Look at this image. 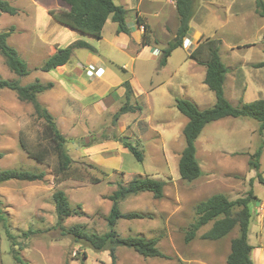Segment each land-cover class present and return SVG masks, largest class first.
<instances>
[{"label":"rangeland","instance_id":"374dc122","mask_svg":"<svg viewBox=\"0 0 264 264\" xmlns=\"http://www.w3.org/2000/svg\"><path fill=\"white\" fill-rule=\"evenodd\" d=\"M18 4V7L24 6L25 11L18 8L16 16L4 14L0 19V32L9 30L16 22L8 43L20 51L30 74L20 76L14 73L0 52V75L19 79L23 84L36 79L57 84L54 90L39 93L38 99L57 116V124L67 138L66 146L74 159L68 177L58 181L55 174L57 156L43 119L37 116L33 105L20 100L15 91L0 90V170L16 168L45 172L42 181L12 179L0 183V207L15 236L17 244L14 247L20 256L27 264H110V246L95 250L68 229L83 224L86 231L106 233L109 230L107 216L113 204L109 195L119 184L125 185L134 177L149 175L166 182L164 196L155 198L151 191H142L120 200L122 212H140L145 217L120 218L115 230L120 236L140 235L157 239V246L168 257H144L131 248L119 246L115 248L116 264H228L231 240L238 235V227L219 239L203 238L202 234L212 225L209 222L191 241L187 242L185 237L196 218L197 203L214 193H225L235 199L245 196L252 188L257 198L264 202V185L257 180L256 170L249 165L251 155L264 144V132L261 134L258 130L259 121L251 117L229 116L207 124L196 141V156L203 173L193 181H186L179 173V159L186 144L183 128L188 119L177 108L176 99H190L202 109L216 101L215 93L203 82L206 68L187 57L189 47L179 45L174 48L167 63L162 65L161 52L159 57V54L147 50L137 52V45L125 48L115 44L112 31L117 23L112 20L107 22L103 39L65 26L57 29L52 25L43 30V15L47 14L36 12L30 0ZM194 15L196 24L202 22L200 27L205 36L219 41L220 56L228 68L224 96L235 105L264 98V68L254 66L264 60V17L256 12V0H196ZM166 19L155 25L154 37L163 42L160 44L162 48L176 39L178 11L167 15ZM166 22L171 28L168 33L164 30ZM78 39L97 47L98 57L106 68L102 66L105 78L120 83L130 80L136 93L130 102L134 110L115 119L114 115L126 101L125 87L120 86L108 92L114 99L110 109L94 119V112H97L93 105L95 99L83 96L75 87L65 90V73L73 67H59L51 72L39 69L61 46L66 47ZM91 58L88 49L75 48L70 62L76 64L81 59L88 65ZM122 66L126 67V72L122 71ZM65 101L69 102L74 113L86 112L76 120L75 117H64L63 112L68 109ZM137 104L141 107L138 108ZM21 141L32 150H45V160L40 162L32 158L21 146ZM87 141H108V152L101 155L102 159L95 157L104 168L80 153L76 143ZM124 141L143 150L142 162L124 146ZM113 153L115 155H111ZM260 161L264 175V148ZM95 177L101 180L92 182ZM57 189L66 192L73 209H79L80 205L84 212L66 218L64 229L56 225L58 218L53 193ZM257 202L258 199H254L250 203L249 242L254 246L251 256L255 264H264V214L258 217ZM30 229L34 231L29 232ZM12 249L2 222L0 264H19Z\"/></svg>","mask_w":264,"mask_h":264},{"label":"trees","instance_id":"16d2710c","mask_svg":"<svg viewBox=\"0 0 264 264\" xmlns=\"http://www.w3.org/2000/svg\"><path fill=\"white\" fill-rule=\"evenodd\" d=\"M69 9H53L50 10L52 17L65 26L80 31L82 33L92 35L96 38L102 36L103 27L106 21L111 18L117 23V31L127 32L129 28L126 24L127 10L115 3L114 0H61ZM196 0H176V9L179 14V26L177 30L178 39L170 42L168 47L161 52L160 64L165 65L172 50L179 45H183L184 38L187 36L191 26L190 21L194 17ZM18 8L12 5L8 0H0V14L7 12L16 14ZM256 12L264 17V0H256ZM138 24L144 26L142 34L141 46L151 43V28L145 22L143 16L138 17ZM15 29L11 26L9 30L0 32V52L5 58V62L14 73L25 76L30 73L27 62L20 56L17 48L8 43V37ZM75 48H85L91 52H96V47L90 42L78 39L71 42L66 47L59 48L54 54L49 56L40 66L42 71H51L59 65L67 63ZM188 57L193 59L197 64L206 68L203 82L210 90L215 93L216 101L212 106L199 108L198 105L187 98L178 97L176 106L182 114L187 117V123L183 128L185 137V146L181 152L179 159V173L182 179L193 181L200 177L203 173L201 164L196 156V141L202 133L205 126L211 122L217 121L225 117H251L259 121V132H264V98H258L251 102H240L233 104L224 96V83L228 74V68L222 61L220 56V46L218 39L200 38L198 43L192 47ZM257 68H264V60L254 64ZM122 71H126L122 67ZM53 82L43 83L39 79L33 82L22 84L19 79H9L0 75V89L8 88L17 94L22 101L30 102L39 118H42L51 139L53 140V150L57 156V164L55 166V174L58 181H62L68 177L70 168L74 162L67 148V138L61 132L55 115L43 105L38 94L53 87ZM125 87L126 101L120 110L114 115L115 119L130 110H134L131 102L133 98V87L129 79L123 82ZM140 108L141 105L137 104ZM140 162L143 161V150L139 149L129 141L123 142ZM21 146L34 159L42 162L45 160L44 151L32 150L25 146L21 141ZM264 144L262 143L258 149L249 158V165L256 170L257 180L264 185V175L261 172V156ZM44 171L19 170L16 168L0 170V183L16 179L21 181H38L44 180ZM100 178H92V182H99ZM253 184V182H250ZM166 182L162 179H156L149 175H140L131 179L127 184H119L118 188L109 195L113 204L107 221L109 230L100 234L98 232H89L84 230L83 224H75L68 229L77 239H83L95 250L105 249L110 246V255L112 261L110 264H116L117 256L115 248L125 246L133 249L144 257H165L168 256L157 246V239H147L140 235L120 236L115 230V225L120 218H143L145 214L140 212L124 213L120 210L119 201L124 200L131 194H137L142 191H151L155 198L164 196V187ZM57 212V226L65 228L63 222L72 215H82L84 212L79 209H73L70 205L66 192L57 189L53 193ZM259 198L254 194L253 189H249L247 194L242 197L230 199L225 193H214L208 198L201 200L196 206V218L189 225L185 240L191 241L198 233V230L204 225L212 222L211 227L202 234L203 238L219 239L228 234L233 228L238 227V235L231 240V249L227 256L228 264H254L251 253L254 246L249 242V229L252 218V210L250 203ZM5 226L7 237L12 244V252L14 259L19 264H27L15 249L17 244L15 236L9 230L6 223L4 210L0 207V223ZM34 230L30 229L29 232ZM64 233V232H63Z\"/></svg>","mask_w":264,"mask_h":264},{"label":"crops","instance_id":"0c3cea01","mask_svg":"<svg viewBox=\"0 0 264 264\" xmlns=\"http://www.w3.org/2000/svg\"><path fill=\"white\" fill-rule=\"evenodd\" d=\"M8 1L14 6L19 5L18 3H20V2H22V4L27 2V0H8ZM30 1H31V3L33 2V5H35V11L36 12L42 13V11H43L44 13L47 14V15H43V18H44L43 30L50 29V27L52 25L57 27V29H62V27L65 26L64 24L55 20L50 13V10H53V9H58V8H63L66 10L69 9L68 6L66 4H64V2H62L61 0H30ZM114 1L116 4L123 6L127 10L126 24H127V27L129 28V30L127 32H125V31L118 32L117 31V24H116L115 29H113V31H112L113 32V34H112L113 42L115 44H120V46H124L125 48H130V46H134V45L136 46L137 45L139 47V48L136 47L137 52H139L140 50H142V51L147 50L149 52L151 51L153 53L159 54V57H160L161 54L159 52H162L164 48L160 47V44H163V42L158 37H154V34H156L155 33V25L157 22H160L162 20H164V21L167 20L168 19V18L166 19L167 15L168 16L172 15L173 12L175 10H177L176 9V0H114ZM17 8H19L20 10L22 8H24L23 10L25 11L24 6H19V7L17 6ZM20 10H19V12H20ZM4 14H9V13L2 12L0 14V19L3 17ZM11 16H16V14H13ZM139 16H143L145 19V22H147L151 28V43L148 45H144V46H141L142 34H143L144 29L140 26V24H138V17ZM194 17H195V15H194ZM194 17L190 21L191 28H190L187 36L185 37V38H188V41L186 43L191 41V45L189 46V50L187 52V57H188V54H189L190 50L192 49V47H194L198 43L199 39L202 38L203 36H204V38L206 37L204 31L201 29V27L203 25L202 22L199 24H196V20ZM39 18H40V14H39ZM109 20H112V19L109 18L106 21V23L103 27L102 36L98 39L105 38V34H104L105 31L104 30H105V27H106L107 22ZM13 24H15L14 26L16 27V22ZM19 25L17 24V27ZM65 27H67V26H65ZM18 29L21 30V26H19ZM170 29L171 28H169V26H167V22L164 23V30L166 31V33L170 32ZM177 30H178V27L176 28V32L174 35V37H176V39H178ZM12 34L13 33H11L9 35L8 39L10 38V36ZM110 34L111 33H109V35ZM86 35H88V34H86ZM89 36H92V35H89ZM92 37H94V36H92ZM47 40L48 39H45V41H47ZM91 44H93V43H91ZM169 44H170V42L168 43V45ZM183 46H184V42H183ZM61 47H63V46H61ZM97 51L91 52L93 58H91V60L88 62V64L95 63L97 66L102 67L103 66V60L98 57ZM154 51H157V52H154ZM135 56L137 57L139 55H135ZM70 61H71V58L67 63H65L63 65H59L53 70H57L59 67H64V69L69 68L70 66L73 67L70 70L66 71V73H65L66 78H67V81L65 79V82L67 83V86H64L65 90L67 89V87L70 89H72V87H75L77 90H79L82 93L83 96H88V97L90 96L91 97L90 100L95 99V101L93 102L94 103L93 105L97 108V112L95 111L94 112L95 115L94 114L93 115L95 116L94 119H96L98 115H102L108 109H110V105H111L110 103L113 102L114 99H112L108 95V92H112L113 90L119 88L120 86H123L124 81L122 83H120V81H117V82L109 81L107 78H105L104 73L102 74V76H91L90 77L86 74V68L85 67H87V63L86 64L82 63L81 59H79L76 62V64H72ZM123 68L126 69V67H123ZM53 70H51V71H53ZM105 70H106V68H105ZM51 71H43V72H51ZM123 72H126V71H123ZM25 76H27V75H25ZM63 78L64 77H59V79H63ZM82 83H84V85ZM24 84H27V83H24ZM56 85L57 84L54 83V87L51 89L54 90ZM79 86H83V88H81ZM132 87H133V84H132ZM5 89H8V88H4V89H0V90H5ZM48 90H50V89H48ZM48 90H46V91H48ZM46 91H44V92H46ZM133 91H134L133 97H136L134 87H133ZM123 92L125 93V90H123ZM41 93H43V92H41ZM83 102L84 101H82V103ZM65 104H67L68 109H66V111L63 112L64 117H67L70 119H74V117H75L74 120H76L77 117H79V118L82 117L81 114L86 112V111H82V112L77 111V113H74L72 107H70L69 102L65 101ZM91 104H92V102H91ZM45 105L48 106L47 104H45ZM55 117L57 120V116H55ZM77 122H79V120H77ZM118 123H120V121H118ZM107 142L108 141L92 143V142L87 141V143L81 142V144L76 143V145L79 147L80 153L82 155H85L88 158H90L91 161L93 162V164L99 165V167L104 168L101 163L96 161L95 157L100 156L102 159L103 156H101V155L108 152L109 149L107 146ZM111 155H115V153H113ZM27 182H30V181H27ZM255 206L258 207L257 208V214L259 215L258 217H262V215L264 214V202L260 199V201L257 202V204ZM259 219H261V218H259ZM254 264H255V262H254Z\"/></svg>","mask_w":264,"mask_h":264},{"label":"built area","instance_id":"2783aa9c","mask_svg":"<svg viewBox=\"0 0 264 264\" xmlns=\"http://www.w3.org/2000/svg\"><path fill=\"white\" fill-rule=\"evenodd\" d=\"M140 26L144 29V26L142 24ZM187 41H188V38H185L184 46L189 47L191 45V41L186 43ZM154 52H157V51H154ZM86 74H88V76L90 77L91 76H102L103 68L95 65L94 63H90L86 67Z\"/></svg>","mask_w":264,"mask_h":264}]
</instances>
